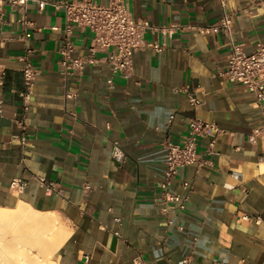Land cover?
I'll return each instance as SVG.
<instances>
[{
	"label": "crops",
	"instance_id": "0c3cea01",
	"mask_svg": "<svg viewBox=\"0 0 264 264\" xmlns=\"http://www.w3.org/2000/svg\"><path fill=\"white\" fill-rule=\"evenodd\" d=\"M129 1L135 19L155 26L202 28L228 13L233 43L251 54L264 42V11L257 6L250 13L252 0H226L225 7L221 0ZM65 27L63 10H41L36 0L23 11L5 8L0 209L24 206L60 220L55 239L67 237L50 256L54 264H182L186 258L189 264H264V106L221 75L231 54L229 37L196 29L172 37L148 32L147 43L165 47L135 52L130 77L113 74L111 49L97 53V63L80 79H62ZM91 36L74 29V55L87 53ZM29 48L39 75L26 111L21 57ZM192 93L203 99L198 110L190 105ZM194 116L215 122L223 133L213 152L208 138L199 140L202 165L181 168L172 188L184 195L182 183H190L187 207L172 205L165 214L154 202L166 169L163 144L180 142ZM114 143L126 154L122 163L112 157ZM17 180L25 185L14 186Z\"/></svg>",
	"mask_w": 264,
	"mask_h": 264
},
{
	"label": "built area",
	"instance_id": "2783aa9c",
	"mask_svg": "<svg viewBox=\"0 0 264 264\" xmlns=\"http://www.w3.org/2000/svg\"><path fill=\"white\" fill-rule=\"evenodd\" d=\"M31 0H0V26L5 23V8H19L25 10ZM39 8L43 10L50 5L65 13L66 27L62 33V46L59 49L60 69L59 75L62 79L70 76L81 78L88 65L97 63L96 54L99 52H109L108 56L111 71L113 74H121L130 77L133 67V56L135 52L144 48H151L155 51L164 49V45L157 43H147L144 39L148 32L160 33L164 37H172L178 31L184 29H196L204 34L223 32L230 39L231 54L228 60V67L221 75L225 76L231 83L243 86L247 91L254 94L257 102L264 106V42L256 45L255 51L248 54L242 45L233 43L232 18L225 13L221 20L214 25L197 28L194 26H181L170 24L167 26H155L149 20L135 19L132 15L129 0H111L108 6L100 5L93 0H73V1H46L36 0ZM225 7L226 0H221ZM260 6L264 11V0H252L248 11L252 13L255 7ZM26 27H31L32 23L21 20ZM91 31V44L85 55H74L75 45L72 40L74 29ZM27 40V36L20 37ZM32 50L29 48L21 57L23 62L22 74L25 110L30 109V98L33 95V87L39 75V70L34 67L30 56ZM5 77V72L0 73V82ZM69 97V93L66 92ZM189 102L194 110H198L203 105V99L196 93L190 94ZM2 101L0 100V109ZM175 118L172 114L167 126H170ZM261 130L255 132L260 133ZM223 130L215 122H207L197 116L191 117L187 122V133L180 142L176 143L169 139L165 140L163 146L166 150V169L164 179L160 185V194L154 202L162 207V212L168 213L172 205H177L180 209H186L192 187L189 182L184 181L182 188L185 194L181 195L172 190L181 168L189 165L201 166L203 160L198 152V144L201 138H208V152H213L214 145ZM255 140V136L251 137ZM112 157L117 162H124L126 154L118 143H114ZM234 177L240 179L238 173H233ZM41 183L46 181L41 179ZM14 186L22 188L25 183L19 180L13 183ZM182 264H189V260L184 259ZM215 264H230L229 262L218 261Z\"/></svg>",
	"mask_w": 264,
	"mask_h": 264
},
{
	"label": "rangeland",
	"instance_id": "374dc122",
	"mask_svg": "<svg viewBox=\"0 0 264 264\" xmlns=\"http://www.w3.org/2000/svg\"><path fill=\"white\" fill-rule=\"evenodd\" d=\"M46 230L48 229L46 228ZM46 230L43 227H34L18 217L10 218L9 221L0 224V244L2 248V255H5L4 258L10 264H15V261L21 258L22 254L28 255V253L31 254L35 260L31 264H54L51 258L48 260L46 254L53 246L44 242L45 238L43 236L44 231L46 232ZM55 233L58 234V238L61 234L60 228H58ZM19 240L20 242H17ZM30 246L34 247L32 252L29 251ZM24 247L27 249L25 250ZM8 257L10 258L8 259Z\"/></svg>",
	"mask_w": 264,
	"mask_h": 264
},
{
	"label": "bare ground",
	"instance_id": "6f19581e",
	"mask_svg": "<svg viewBox=\"0 0 264 264\" xmlns=\"http://www.w3.org/2000/svg\"><path fill=\"white\" fill-rule=\"evenodd\" d=\"M15 217H18L19 219H23L26 223L31 224V225H33V226H35L37 228L43 227V228H45V230H46V228L48 229V230H46L47 231L46 236L47 235L48 236L46 237L45 241L47 243H50L48 245H53L54 246L53 249H50V251L49 250L47 251L46 254H47L48 258H50V256L54 254V252L63 244V242L65 241V239L67 237V235L65 234L66 236H64V238H62L58 242L55 239L56 238L55 231L60 226V220L57 219V218H54V216L53 217H45L44 215L39 214V213H37V212H35L33 210L24 208V206H20L17 209H11V210L0 209V224L4 223L6 221H9L10 218H15ZM17 242H20V240L17 241ZM2 244H3V242H2ZM1 249L2 248H1V244H0V264H10L4 258L5 255L4 256L2 255ZM24 249L26 250L27 248L24 247ZM33 249H34V247H30L29 251L32 252ZM24 252H26V251H24ZM9 258L10 257H8V259ZM34 261L35 260L31 256V254L28 253V255H23L22 254V257L17 259L15 261V264H31Z\"/></svg>",
	"mask_w": 264,
	"mask_h": 264
}]
</instances>
